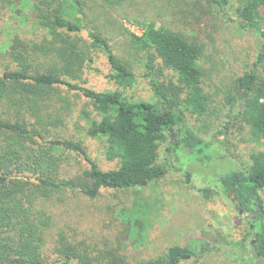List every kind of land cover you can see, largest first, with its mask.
Returning <instances> with one entry per match:
<instances>
[{
    "label": "trees",
    "instance_id": "1",
    "mask_svg": "<svg viewBox=\"0 0 264 264\" xmlns=\"http://www.w3.org/2000/svg\"><path fill=\"white\" fill-rule=\"evenodd\" d=\"M1 1H21V12L30 7L47 35L31 42L16 35L9 51L16 67L0 70V264H129L112 250L93 253L89 246L74 244L63 233L55 236L50 231L53 206L64 192L95 198L103 189L130 188L162 178L169 171V161L159 160V146L164 141L174 159L178 149L199 154L204 148L215 147L217 141L225 149L224 138L234 116H227L217 127V139H206L187 124V113L203 116L210 105L199 64L202 48L180 32L144 21L142 32L129 34V39L142 53L139 61L155 99L135 100L120 87L96 90L81 83L82 71L92 67L93 52L98 50L105 53L111 65L109 77L116 84L128 87L136 80L132 66L117 55L104 30L87 26L91 0ZM125 1L100 3L110 11ZM207 1L219 16L262 39L253 66L237 78L236 88L242 94H231L229 102L234 105L237 99L245 100L238 116L254 137L264 138V0ZM164 68L176 73L177 82L164 80ZM62 93L82 95L101 116L90 122L87 133L106 138L105 155L118 160V167L102 169L81 142L60 134L59 127L70 115L65 108L63 117L54 116L58 102L68 101ZM176 130L182 137L171 142L169 135ZM66 152L84 156L88 168L77 176L65 174ZM250 158L247 170H231L219 180L226 193L234 189L244 211L260 216L253 230L247 225L240 246L245 247L255 234L254 252L260 253L261 262L254 264H264V151L253 152ZM185 173L186 181L191 182L192 173ZM192 253L188 246L176 244L164 256L136 264H180Z\"/></svg>",
    "mask_w": 264,
    "mask_h": 264
},
{
    "label": "rangeland",
    "instance_id": "2",
    "mask_svg": "<svg viewBox=\"0 0 264 264\" xmlns=\"http://www.w3.org/2000/svg\"><path fill=\"white\" fill-rule=\"evenodd\" d=\"M89 5L87 26L104 30L117 55L132 66L136 80L128 87L116 84L109 77L111 65L105 53L98 50L93 52L92 67L81 73L83 85L96 90L120 87L135 100L154 101L150 81L144 75L146 70L139 61L142 53L129 39V34L142 32L141 25L147 20L157 27L184 34L202 48L199 64L204 70L202 81L210 105L203 116L187 113V124L202 137L217 139V127L227 116L234 117L224 138L225 149L219 141L199 154L178 149L174 154L176 160L168 151V142H162L159 160L169 161V171L160 179L130 188L103 189L95 198L77 192L59 194L52 209L50 231L57 237L65 234L74 244H86L93 253L112 250L129 264L162 257L176 244L193 251L191 258L183 259L180 264L260 263L259 258L253 260L256 254L250 241L245 247L240 246L241 235L248 232V223L240 218L239 203L225 192L219 177L231 170H247L251 153L264 151V138L254 137L238 116L245 100L237 99L234 105L229 102L231 94H242L236 88L237 78L256 61L262 48L261 37L219 16L207 0H128L110 11L104 10L100 0H91ZM19 8H23L21 1L0 5V70L16 67L9 57L16 35L30 42L41 41L47 35L35 21L30 7L22 12ZM163 78L177 82V75L171 69L164 68ZM62 94L68 101L58 102L54 116L63 117L65 108L70 115L59 127L60 134L81 142L102 169L118 167V160H109L105 155L106 138L87 133L90 122L101 116L87 105L82 95ZM178 132L171 133L179 139L182 135ZM65 157L62 170L67 175L77 176L89 166L88 160L76 152H66ZM182 167L192 173L191 182L186 181ZM261 198L264 205V191ZM52 241L48 243L51 248Z\"/></svg>",
    "mask_w": 264,
    "mask_h": 264
},
{
    "label": "flooded vegetation",
    "instance_id": "3",
    "mask_svg": "<svg viewBox=\"0 0 264 264\" xmlns=\"http://www.w3.org/2000/svg\"><path fill=\"white\" fill-rule=\"evenodd\" d=\"M171 132H173V131H171ZM171 134H172V135H171V138H175V137H176L173 133H171ZM232 191H234V189L230 190V191L228 192V194H230V192H232ZM234 193H235V192L232 193L233 197L235 196ZM235 201L238 202V197H237V199H236ZM238 203H239V202H238ZM238 212H239V214H240V216H241L240 218H241L243 221H245L246 223H248V225L250 226L251 230H253V229H254V225H255V223H256V219H257V218H260V216H258V217L256 218L254 212L249 213V212H247V211H244V209L241 207L240 204H239ZM241 237H242V240L244 241V240H245V239H244V237H245L244 234H242ZM250 242H251V246L253 247V252H254L255 248L257 247V239H256L255 234H252V235H251ZM256 256H257L258 258L261 257V256H260V253H257ZM190 258H191V257H190Z\"/></svg>",
    "mask_w": 264,
    "mask_h": 264
},
{
    "label": "water",
    "instance_id": "4",
    "mask_svg": "<svg viewBox=\"0 0 264 264\" xmlns=\"http://www.w3.org/2000/svg\"><path fill=\"white\" fill-rule=\"evenodd\" d=\"M177 140H178V138L175 137V138H172V139H171V142H176ZM146 183H147V182H143V185L146 184ZM134 186H136V184H134ZM233 192H234V191L230 192L229 196H231ZM237 197H238V196L235 195V196L232 198L233 201H235V200L237 199ZM190 257H191V255H187V256H186L187 259H189Z\"/></svg>",
    "mask_w": 264,
    "mask_h": 264
}]
</instances>
